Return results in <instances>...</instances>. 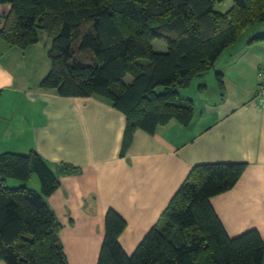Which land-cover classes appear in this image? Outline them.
Returning a JSON list of instances; mask_svg holds the SVG:
<instances>
[{
  "label": "trees",
  "instance_id": "obj_1",
  "mask_svg": "<svg viewBox=\"0 0 264 264\" xmlns=\"http://www.w3.org/2000/svg\"><path fill=\"white\" fill-rule=\"evenodd\" d=\"M223 1L6 0L12 10L3 18L0 39L28 50L44 32L51 41L50 70L39 89L107 101L126 117L125 152L138 130L153 135L173 120L188 126L194 103L182 98L181 90L213 71L224 52L244 38L264 43V33H257L264 26V0H232L230 10L216 11ZM156 40L165 51L155 50ZM262 68L264 60L258 86ZM215 78L223 92V74L216 72ZM247 166L194 167L132 256L119 241L127 222L109 209L98 264H264L259 232L231 239L211 203L238 184ZM79 173L70 164L47 162L36 151L0 155V259L5 264H69L59 236L62 224L48 198L62 177ZM33 176L39 191L29 188ZM12 179L15 188L7 187Z\"/></svg>",
  "mask_w": 264,
  "mask_h": 264
},
{
  "label": "crops",
  "instance_id": "obj_2",
  "mask_svg": "<svg viewBox=\"0 0 264 264\" xmlns=\"http://www.w3.org/2000/svg\"><path fill=\"white\" fill-rule=\"evenodd\" d=\"M11 10L0 0V30ZM39 41L45 49L35 57L38 44L20 50L0 39V155L36 151L51 164L80 169L62 177L48 198L62 224L59 236L69 264H98L109 209L127 222L119 241L132 256L201 164H248L238 184L211 203L231 239L257 230L264 240V109L254 100L264 43L244 38L224 52L213 71L181 90L194 103L188 126L173 120L153 135L138 130L124 152L126 117L107 101L39 89L50 70L51 43L44 36ZM216 72L223 74V92Z\"/></svg>",
  "mask_w": 264,
  "mask_h": 264
},
{
  "label": "rangeland",
  "instance_id": "obj_3",
  "mask_svg": "<svg viewBox=\"0 0 264 264\" xmlns=\"http://www.w3.org/2000/svg\"><path fill=\"white\" fill-rule=\"evenodd\" d=\"M232 7H233L232 0H224L221 4H218L216 6V11H219V12H227ZM262 27L264 28V26H262ZM39 35L44 36V37H46V39H48L47 36L42 31H39ZM158 44L164 45V43L156 40L154 42V48H155L156 51H159V49H160L159 46H158ZM44 46H45V43H43V42L40 43V44H38L37 45V48L35 47L32 55L36 57L37 55L35 54V51L36 50H38V52L43 51L45 49ZM16 182H17V180H13V179L12 180H8L7 187H9V188H12V187L15 188L16 187V184H17ZM36 185H38V187H36ZM29 188L39 191V182H38L37 176H33V181L30 183Z\"/></svg>",
  "mask_w": 264,
  "mask_h": 264
},
{
  "label": "built area",
  "instance_id": "obj_4",
  "mask_svg": "<svg viewBox=\"0 0 264 264\" xmlns=\"http://www.w3.org/2000/svg\"><path fill=\"white\" fill-rule=\"evenodd\" d=\"M255 103L258 105V107L264 109V68H262V71L259 74V86Z\"/></svg>",
  "mask_w": 264,
  "mask_h": 264
}]
</instances>
